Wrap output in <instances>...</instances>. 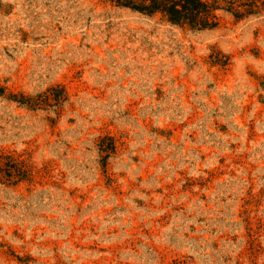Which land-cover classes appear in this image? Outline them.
<instances>
[{"label": "rangeland", "instance_id": "374dc122", "mask_svg": "<svg viewBox=\"0 0 264 264\" xmlns=\"http://www.w3.org/2000/svg\"><path fill=\"white\" fill-rule=\"evenodd\" d=\"M219 17L0 0V264H264V13Z\"/></svg>", "mask_w": 264, "mask_h": 264}, {"label": "trees", "instance_id": "16d2710c", "mask_svg": "<svg viewBox=\"0 0 264 264\" xmlns=\"http://www.w3.org/2000/svg\"><path fill=\"white\" fill-rule=\"evenodd\" d=\"M110 3L114 7L149 17L160 16L171 25L195 31H208L217 28L220 23V12L229 14L235 20L264 13L263 0H110ZM57 92L59 94L53 95ZM12 99L20 105L34 109L41 105L50 106L49 101H53L55 104L53 106H56L66 100V95L61 87H55L34 98L19 95V97L12 96ZM98 146L105 167L106 160L115 151L114 141L111 137L106 136L100 139ZM19 172L20 169H16L17 174L14 177H19ZM24 172L22 170L21 175ZM8 173L12 172L9 170ZM171 264L186 263L174 260Z\"/></svg>", "mask_w": 264, "mask_h": 264}]
</instances>
